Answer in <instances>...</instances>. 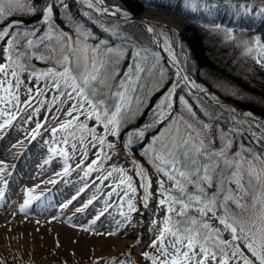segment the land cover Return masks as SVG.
<instances>
[{"label":"snow or ice","instance_id":"obj_1","mask_svg":"<svg viewBox=\"0 0 264 264\" xmlns=\"http://www.w3.org/2000/svg\"><path fill=\"white\" fill-rule=\"evenodd\" d=\"M83 2L97 13L109 12V9L104 7L105 0H83ZM198 3L199 0H185L187 7L198 6ZM37 11V6L27 3L26 0H0V24H4L6 17L35 14ZM39 11L43 22L54 30L55 26L52 23L54 5L45 0L44 7ZM21 23L23 22L19 20L10 21L0 27V42H5L7 50V54L3 57L5 63H0V92L3 93L0 102L5 104L19 100L16 90L23 84L19 74L29 66L27 60L22 58L28 57L29 53L26 49L35 47L37 43L28 39L29 36L35 35L34 27L25 28L22 32L16 31ZM147 30L154 32L153 27H148ZM86 36L87 30L77 27V40L70 44L69 35L59 32L55 38L56 46L50 49L53 55L49 58H55L62 70L54 72L49 68L42 74V76L62 78L65 87L70 89L67 93L69 99L74 101L67 112L72 120L61 123L59 129H52L53 136L59 130L64 131L62 142L65 144L69 142V137L75 136L77 129L86 128L83 122L74 124V121H78L85 111L86 119L94 117L105 130L112 126V132L118 134L121 121L125 119L126 113L131 112L133 100L138 99L137 94L140 91L138 85L143 79L141 74L147 76L154 74L152 69L155 64L142 66L148 57L137 51L135 58H138L140 63L130 67L125 78L116 85L109 84L108 81L112 76L109 75L108 65L117 64L118 59L109 60L107 53L114 50L106 48L105 58L98 59L99 50L87 44ZM46 39H51L47 33L39 37L38 42L43 43ZM247 51L249 53L256 51L257 62L264 64V50L261 46L258 44L255 48L249 46ZM38 58L46 59L43 55ZM30 74L34 75V73ZM53 87L59 90L61 84L54 82ZM174 92L175 85L157 106L158 111L154 113L156 119L161 117L166 107H171L170 98ZM9 97L12 99L10 100ZM73 112L78 115L73 117ZM2 114L7 115L9 119L0 123V128L15 119L10 111ZM182 123L183 132L179 128L173 129L172 132L158 139L152 149L150 163L158 174L166 178L169 187H165L164 179L157 180L159 193L157 205L164 208L165 216L156 230V239L151 244L156 251L152 255L144 253L145 257L151 261V264H264V169L257 171L254 166L256 161L264 163V152L256 153L243 142L238 144L235 152H230L232 141L228 138L224 139L220 148L213 149L208 146L213 141L209 140L206 144L192 125L183 121ZM240 123L250 124L246 121ZM255 127L260 131L264 126L256 124ZM88 132L92 134L93 139H96L94 128L88 129ZM37 134L34 132L33 138ZM135 134L144 135L142 130ZM252 136L256 142L264 140V131H260L259 135L253 132ZM99 144L101 148L97 153L98 158L103 152L105 140L100 138ZM108 146L111 147V144ZM72 147L75 148V144ZM56 151V148L50 149L52 153ZM63 154L67 155L66 152ZM144 154L147 155V152ZM245 163L248 165L247 168L243 167ZM5 167L6 165H0V168ZM116 170L124 171L122 168ZM138 175L141 187L145 191L146 207L152 180L142 166ZM0 184H6V181H0ZM119 184L126 185L125 195L136 192L131 176H125ZM2 195L0 193V196ZM28 197L21 211L31 202V191ZM230 205L234 206L236 212L229 207ZM128 207L135 210L131 202L128 203ZM237 213L240 216L239 220L236 218ZM213 220H216L219 226L214 225ZM222 230L228 232L230 239L222 238ZM240 243H243V249Z\"/></svg>","mask_w":264,"mask_h":264},{"label":"rangeland","instance_id":"obj_2","mask_svg":"<svg viewBox=\"0 0 264 264\" xmlns=\"http://www.w3.org/2000/svg\"><path fill=\"white\" fill-rule=\"evenodd\" d=\"M52 1L53 0H47V3L52 4ZM59 1L64 2V0H59ZM26 2L31 4L32 0H26ZM80 4H81V12L85 16L90 18L94 23H96L99 26V28H102L111 33H116V28L114 23L100 17L99 13L95 12L92 9H89L87 5L83 2V0H80ZM44 5L45 2L43 4V7ZM158 11H164L166 13L174 14L180 17L185 22V26L182 28H177L174 25H171L170 23H164V22H154L150 25L141 17L144 12L141 15H139L140 19L138 21H140L146 27V29H148V27L154 28V32H149L148 30L147 31L151 34L153 41L156 44V47L157 44L161 46L160 51L145 47L133 48L129 52L127 50H119V49L111 48L114 51L111 53H107V58L109 60L115 61L118 59L117 64L109 63L108 65L109 75L112 76V79L109 80L108 83L111 85H116L118 81L124 79L125 75L128 72V69L140 63L139 59L135 58V53L137 51H141V55H146L148 57L147 61H145L144 65L142 66H151L152 64H155V67L152 69L154 73L152 76H147L146 74L143 73L141 74L143 79H142V83L138 85V87L140 88V91L137 94L138 99L133 100L131 105V112L126 113L125 119L121 121V126L118 134H114L112 132V126H109L108 130H105L103 125L97 122L94 119V117L91 119H86V114H87L86 111L84 115H80L78 121H74V124L83 122L86 125V128L77 129L75 136L68 138L69 142L67 144L62 142L65 136L63 130L57 131L54 136L52 134V129L53 128L59 129V126L52 127V125L50 124L44 125L45 116H47V114L49 113L51 114V111L49 109L50 106L48 103L52 98H55L56 101L61 100V97L63 95L62 92L67 89L63 84L62 78L58 76H42V74L45 73L49 68L53 69L54 72H57V70L53 68V65L56 62L55 58H49L52 57L53 55L50 49L53 46H56L57 41L55 38L59 32L62 31L64 33H67L71 38L69 40V43L71 44L77 40L76 37L77 27H79L81 30H85V28L74 23L70 19L68 13L64 11L62 12V16L66 19L65 24L67 25L68 29L61 27L60 24L52 18V23L54 24L55 28L53 30L50 29L49 26H47L42 36H45V34L47 33L51 37V39H46L43 43L38 42V38L40 37V33L43 30V28L38 27L35 24H32L34 25L32 26V28L33 27L35 28V35L29 36L28 39L35 40L37 41V43L35 47L31 49H26V45L24 46L25 49L28 51L29 56L22 59H26L27 64L29 66L26 67L19 74L20 79L23 81V84L20 86V88L16 90V94L19 96V100L18 101L12 100V102L9 104L12 105L16 104L17 107V105L27 101L32 96L35 97L36 100L34 99L32 100V103L30 102L32 105L29 103L30 108L26 113H22L21 115H19L21 117H17L16 119L12 120L13 122L12 126L10 127L8 125L4 126L3 128L7 130L4 131V135L2 134L0 135L1 150L10 146L11 141L14 138L18 137L17 134L20 131V127L26 128L27 130H29V133L31 134H33L34 132L37 133L39 128H41V130L47 129L46 132H41L39 134L40 137H38V135L35 137L33 142L34 145L42 144L45 146L48 145L56 146V147L58 146L61 147L63 151H66L67 153L70 154L77 148L78 145H82V146L84 145V147L87 145L88 150H90L86 157L87 163L85 164L86 165L85 167L87 169L88 168L90 169V166L91 169H96V168L109 169V170H113V172H116L118 174L120 173L121 177L124 175L122 178H124L125 176L132 177V183L133 186L136 188V192L135 193L129 192V193L130 195L138 197L137 201L139 205V209H138L139 212L146 211L144 213L145 217L143 218V221L145 222L148 229L149 228L151 229L153 227V224L160 226V223H162L163 218L165 216L164 208L158 207L157 205V198L159 196L158 188H157V180L164 179L165 187H169V182L166 180V178L158 174L153 164L150 163V159L152 158L153 155L152 149L155 147L156 141L158 139L166 136L167 134L172 132L173 129L179 128L180 131L183 132L184 124L182 123V121L192 125V128L195 129L196 132L200 133L201 138L205 140L206 144L208 143L209 140L213 141L211 144H208V146L213 149L220 148L225 138H228L232 141L229 149L230 152H235L237 150L238 144L241 142H243V144L246 147H250L254 152H256L254 148L259 145L264 149V140H260L259 142H256L252 136L253 132H256L257 135H259L260 131H264V127H262L260 131H258L257 128L255 127L256 124H260L264 126V119L256 116L250 111L243 110L236 103V101H239L242 103L260 105L264 108V98L249 93L243 90L242 88L232 83H228L224 80H218L216 81V83H214V87L217 88L216 89L217 91L208 90L202 85H198L194 82H190L184 79L182 73L179 72L178 69L172 65L173 63H171L172 70H170L164 63L163 51L166 52V54H168L169 59L164 55L168 63L172 61L175 62V60L177 62L179 61L173 55L170 44L166 39V30L168 29V30L181 32L188 24V21L174 12L172 13L171 11H165V10H158ZM114 12L118 13L117 10L115 9H109L108 13L111 14ZM26 15L29 14H23V15L17 14L10 18L6 17L4 20V24H0V27L7 25L10 21H17V19H12L13 17H23ZM121 16L123 15H119V18ZM40 22H43L42 16ZM20 25L24 26L25 24L23 22ZM162 36L165 39L162 40L160 38ZM237 37L241 42H243L246 45L245 46L246 51H247V47L251 46L255 48L257 44L261 46L262 50H264V47L261 44H259L257 38L252 34L242 32V33H238ZM85 39L87 44L95 46L99 50L98 59H104L105 58L104 50L106 48H109L107 46V43L104 40H100L99 36L95 35L94 33L88 30ZM120 53H123V55H119ZM6 54H7V50H6L5 42H0V63H5L3 57ZM41 55H43L46 59L44 60L39 59L38 57ZM120 69H123V74H121V77L119 79L118 76L120 74L119 73ZM30 73H34V75H31ZM169 80H172L173 83L172 85L167 86ZM54 82H59L61 84L59 90L53 87L52 84H54ZM181 83L182 84L184 83L187 90L197 93L198 96L200 97H204V98L194 97L195 104L200 108L202 114L207 116V118L209 117L214 118L215 120L213 122L207 123L202 119H200L197 116V114L193 111L192 104L189 101H187L182 95L179 96L178 98L175 97L177 86L180 85ZM40 84L42 86L50 85V87L52 88L49 91V93L41 94L38 89L39 87H42ZM173 85H175V92L170 98L171 107H166L163 110V114L161 115V117L159 119H156L154 117V113L158 111L157 106L160 104L161 99L169 91H171ZM29 89H31V91H29ZM203 92H206V94H203ZM57 94L59 96H57ZM2 95L3 93L0 92V96ZM222 95L225 97H231L233 101L226 100L224 97H222ZM9 99L11 100L12 98L9 97ZM55 100L53 101L56 102ZM208 101L215 104L216 105L215 108L209 107ZM73 103L74 101L70 102L66 107L69 106V108H71ZM4 104L5 103L0 102L1 105L0 120L5 116L4 114H2L6 112L4 107L9 105V104H5V106H3ZM85 109H87L86 105H85ZM247 113H251L252 115L251 116L245 115ZM136 115H140L143 117L146 116L145 123L131 124L127 127L125 133L123 134L122 131L126 127L127 123L133 122L131 121V119H133ZM68 120H72V117L63 120V122H66ZM242 121L250 122L251 126L249 123H240ZM93 128L95 129L96 139H93L92 134L88 132V129H93ZM140 130L143 131L144 133L143 136H139L135 134ZM100 138H103L105 140V144L103 145V152L100 153L98 158L97 153L101 148V145L99 144ZM73 144H75V148L72 147ZM92 144L93 145L96 144L94 148ZM109 144H111V147L108 146ZM146 152L147 155L144 154ZM29 154L30 153L28 152L25 153L24 155V160L26 161V163H28L29 159L31 158V154L30 155ZM105 156H107L108 158H105ZM94 161L95 163H93ZM115 164H118V167H116ZM141 166L146 170L147 175L151 177L152 180L151 188L148 190L149 198L146 201L147 203L146 207H145V202L141 203L142 197L143 198L145 197V191L141 187V180L138 175ZM254 166L256 167L257 171L264 169V163H261L259 161L254 162ZM112 167L113 168L116 167V169L127 168L129 169L130 173L116 171V169L114 170ZM243 167L247 168L248 167L247 163H245ZM18 179L19 176L17 173L14 175V179H13L14 181L12 182L15 183L18 181ZM124 187L126 188V185H124ZM7 196H8L7 194L2 195V198ZM229 207H231L232 210L236 212L234 206L230 205ZM0 208H3L5 212L6 211L14 212V210L16 209L15 213L16 214L22 213L21 215H26V214L28 215L34 213L38 214V212H35V207L32 208V210L30 208L21 211L22 207L12 206L9 202H5V201L0 202ZM217 215H219V213H217ZM236 218L238 220L240 219L238 213ZM76 219L78 222H82V223L87 222V218L80 214L76 217ZM212 223L216 226H219L216 220H213ZM145 232L147 233V230H145ZM222 238L225 240L230 239V236L227 231L222 230ZM138 240L139 241H137L138 244L136 248L134 249L129 248L130 249L129 264H151V261L145 257L144 253H147L148 255H152L155 253L156 249L150 247L152 240L150 239V237H146V236H143V238ZM240 247L242 249L244 248L243 243H240ZM0 264H38V263L36 261L26 262V260H21V259L17 260L14 257L13 258L11 257L10 259L8 258L6 262L0 260Z\"/></svg>","mask_w":264,"mask_h":264},{"label":"bare ground","instance_id":"obj_3","mask_svg":"<svg viewBox=\"0 0 264 264\" xmlns=\"http://www.w3.org/2000/svg\"><path fill=\"white\" fill-rule=\"evenodd\" d=\"M143 12L142 19L150 25L164 22L177 28L185 26L184 20L174 14L153 8H146ZM51 88L45 85L38 89L41 94H46ZM68 91L70 89L67 88L62 92L61 100H50L51 114L45 116L44 125L57 127L63 120L70 118L67 112L71 108L66 106L72 100L67 95ZM34 99L32 96L17 107L16 104L3 106L16 119L29 110V103ZM77 115L73 112V117ZM7 119L9 117L5 115L0 123ZM12 123L8 126H12ZM6 130L0 128V135H4ZM46 131L39 128L38 137ZM17 136L13 137L10 146L0 149V165H6L0 168V181H6V184H0V193L8 195L3 198L0 196V202L23 207L31 191L32 199L26 209L35 207L38 214L21 215L20 211L19 214L15 213L16 209L14 212H5L0 208L1 261L6 262L8 258L14 257L38 264H129V248H136L138 239L143 236L150 237L152 241L156 239V230L160 226L153 224L151 229L147 228L143 221L146 211L139 212L138 197L130 193L125 195L126 188L119 184L124 175L121 177L120 173L109 169L90 170L85 167L90 151L87 145H78L70 154L58 146L34 145L35 138L26 128L20 127ZM51 148L57 151L52 153ZM28 152L31 158L26 163L24 155ZM65 152L66 156L63 154ZM115 165L118 167V164ZM116 167L112 168L115 170ZM123 170L124 173H130L127 168ZM17 173L19 179L13 183ZM129 202L135 210L128 207ZM141 203H144L143 197ZM79 214L87 218L86 223L77 221Z\"/></svg>","mask_w":264,"mask_h":264},{"label":"trees","instance_id":"obj_4","mask_svg":"<svg viewBox=\"0 0 264 264\" xmlns=\"http://www.w3.org/2000/svg\"><path fill=\"white\" fill-rule=\"evenodd\" d=\"M44 2L45 0H32L31 4L38 8L37 13L12 18L25 24L16 28L18 32H22L25 28L30 29L34 26L32 24H35L43 28L40 37L44 34L48 24L40 22L42 15L39 11L43 8ZM52 4L53 19L61 27L68 29L65 24L66 19L62 16V12L65 11L74 23L99 36L109 48L128 52L133 48L142 47L160 51L146 27L140 21L129 17L142 14L145 8L172 11L188 21L181 32L166 30V39L172 53L182 66L188 81L215 91L217 88L214 87V83L224 80L264 98V65L257 62L255 51L249 53L245 50L246 45L237 37V34L242 32L252 34L264 47V0H199L198 6L195 7H187L185 0H105V6L112 7L118 14L128 17L121 19L114 14L99 13L100 17L115 24L116 33L99 28L85 16L81 12L80 0H64V2L53 0ZM160 38L165 39L163 36ZM163 58L165 65L172 70L164 55ZM53 68L57 71L62 70L56 62ZM119 73L120 79L123 69H120ZM172 83L173 81L169 80L167 86ZM181 95L192 104L193 111L200 119L207 123L215 120L212 117L207 118L195 104L194 97H204L187 90L184 83L177 86L175 97ZM222 97L233 101L231 97L223 95ZM208 103L209 107L215 108V104L210 101ZM236 103L243 110L264 119L262 106L239 101ZM145 117L136 115L131 119L133 122L127 123L122 133L124 134L131 124L145 123ZM254 149L256 153L264 152L260 145Z\"/></svg>","mask_w":264,"mask_h":264},{"label":"water","instance_id":"obj_5","mask_svg":"<svg viewBox=\"0 0 264 264\" xmlns=\"http://www.w3.org/2000/svg\"><path fill=\"white\" fill-rule=\"evenodd\" d=\"M109 9H111V8H109ZM131 19L139 20L140 17H139V15H138V16H132ZM157 46L161 49V46H160V45L157 44ZM162 51H163V50H162ZM163 53H164L165 56L169 59L168 54H166V52H164V51H163ZM169 62H170V60H169ZM171 63H173L172 65H173L174 67H176V68L182 73V76H183V78L185 79L186 77H185V74H184L183 69L181 68V66H180L178 63L174 62V61L170 62V64H171ZM203 94H206V92H203ZM229 103H230V102H229Z\"/></svg>","mask_w":264,"mask_h":264}]
</instances>
